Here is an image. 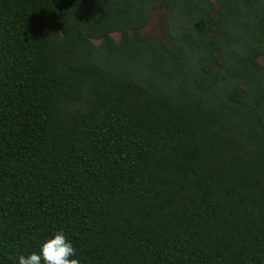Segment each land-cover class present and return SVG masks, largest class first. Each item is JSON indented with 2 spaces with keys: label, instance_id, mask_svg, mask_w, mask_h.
Instances as JSON below:
<instances>
[{
  "label": "trees",
  "instance_id": "obj_1",
  "mask_svg": "<svg viewBox=\"0 0 264 264\" xmlns=\"http://www.w3.org/2000/svg\"><path fill=\"white\" fill-rule=\"evenodd\" d=\"M261 57L264 0H0V264L57 230L78 264H264Z\"/></svg>",
  "mask_w": 264,
  "mask_h": 264
},
{
  "label": "clouds",
  "instance_id": "obj_2",
  "mask_svg": "<svg viewBox=\"0 0 264 264\" xmlns=\"http://www.w3.org/2000/svg\"><path fill=\"white\" fill-rule=\"evenodd\" d=\"M76 249L63 230L42 241L38 251L17 257L18 264H78Z\"/></svg>",
  "mask_w": 264,
  "mask_h": 264
},
{
  "label": "rangeland",
  "instance_id": "obj_3",
  "mask_svg": "<svg viewBox=\"0 0 264 264\" xmlns=\"http://www.w3.org/2000/svg\"><path fill=\"white\" fill-rule=\"evenodd\" d=\"M149 19L147 22L144 31L150 36L154 38H158L165 43L169 42V38L164 31L163 22L168 15L167 9L161 5L153 4L149 8ZM113 37L116 41H119L121 38L120 33H113ZM98 43V41H95ZM260 61L264 63V57L260 58Z\"/></svg>",
  "mask_w": 264,
  "mask_h": 264
}]
</instances>
